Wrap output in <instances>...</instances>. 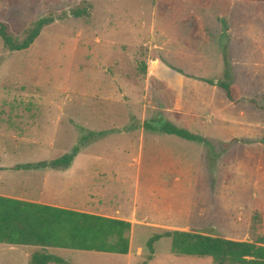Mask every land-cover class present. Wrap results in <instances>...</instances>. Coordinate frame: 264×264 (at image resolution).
<instances>
[{"label": "rangeland", "instance_id": "374dc122", "mask_svg": "<svg viewBox=\"0 0 264 264\" xmlns=\"http://www.w3.org/2000/svg\"><path fill=\"white\" fill-rule=\"evenodd\" d=\"M41 17L52 21L27 49L0 37V165L55 159L108 131L66 168V203L131 223L126 255L49 251L75 264H216L173 253L168 237L151 253L147 239L178 229L264 242V2L0 0L15 42ZM226 60L232 98L218 85ZM167 122L201 138L158 130ZM16 166L0 174L28 170ZM30 248L0 243V264H31Z\"/></svg>", "mask_w": 264, "mask_h": 264}, {"label": "trees", "instance_id": "16d2710c", "mask_svg": "<svg viewBox=\"0 0 264 264\" xmlns=\"http://www.w3.org/2000/svg\"><path fill=\"white\" fill-rule=\"evenodd\" d=\"M263 1L264 0H252ZM85 11H76L72 15L79 17ZM52 21L41 17L21 42H15L7 32L6 25L0 22V37L11 51L30 47L39 35L42 27ZM218 85L232 98L233 81L229 62L226 60ZM149 129L148 123H144ZM156 129V128H155ZM158 130L182 137L187 140H198V134L180 128L171 122L161 125ZM105 131H88L79 143L70 151L51 162L53 167L66 169L75 156L87 143L88 138H99ZM46 162L26 163L23 169L43 168ZM131 223L125 219L68 208H58L25 200L0 195V243L27 245L35 244L43 247H59L66 249L97 251L126 255L130 249L129 232ZM171 239V251L182 256L211 257L216 264H264V242L241 241L221 236L190 230H171L154 233L146 242L149 251L160 238ZM75 264L64 258L44 252L32 255L31 264Z\"/></svg>", "mask_w": 264, "mask_h": 264}, {"label": "crops", "instance_id": "0c3cea01", "mask_svg": "<svg viewBox=\"0 0 264 264\" xmlns=\"http://www.w3.org/2000/svg\"><path fill=\"white\" fill-rule=\"evenodd\" d=\"M163 1L167 2V5H170V1H172V0H163ZM132 26H134V25L127 24V25H123L122 28L124 30H127L128 27H132ZM161 30H163V28ZM150 32L153 35L155 32V27H154V29H151ZM144 43L146 45V42H144ZM153 46L155 47L156 45H153ZM165 46L166 45H164V48H165ZM149 51H150V49H149ZM151 55H152V53L150 51V54L148 55V56H150L149 57L150 60L148 61L149 64H150V62H152L154 64L162 63V61L159 59L151 60ZM105 132H106L105 135L110 133L108 131H105ZM55 159L50 158V159L42 160L43 162H46V165L42 168L43 170L41 172L39 171V173H38L39 169H28V170H26L25 174H23L20 177H16L15 173L4 174V175L0 174V195L19 199V200L41 203L44 205L58 207V208H68V209H73V210L85 211L88 213H94V214H100V215H104V216L124 219V218L113 215L112 212L116 211L114 209H112L111 212H103L102 213L101 210H92V211L81 210V209H78L76 207V204L66 203V195L64 193L63 181H64V178L66 177L67 171H69V170L59 168V167H53L51 165V162ZM33 163H36V162H33ZM16 165L19 166L18 164L8 165V166L0 165V170H4V169H7L8 167L16 166ZM17 166L15 169H12V170L9 169V171L13 172L14 170H20V169H18L19 167L17 168ZM2 178H3V180H2ZM9 245L17 246L19 244H17V245L9 244ZM27 245H31L33 249L34 248L36 249L34 253L44 252L47 254H52V255H55L57 257H60V256H58L54 253H51L49 251V248H59V247H43L41 245H35V244H27ZM32 248H30V249H32ZM81 251H84V250H81ZM103 253H105V252H103ZM103 255L119 256L120 257L123 254L117 255L115 253H107V254H101L99 256L101 257ZM94 256H98V255H94ZM61 258H63V257H61ZM49 263H54V262H49ZM49 263H47V264H49ZM55 264H59V263H55Z\"/></svg>", "mask_w": 264, "mask_h": 264}]
</instances>
